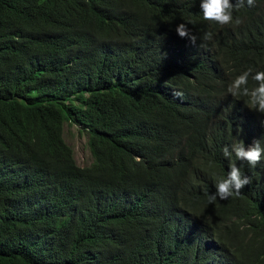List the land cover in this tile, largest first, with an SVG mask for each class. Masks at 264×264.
I'll list each match as a JSON object with an SVG mask.
<instances>
[{
    "label": "trees",
    "instance_id": "1",
    "mask_svg": "<svg viewBox=\"0 0 264 264\" xmlns=\"http://www.w3.org/2000/svg\"><path fill=\"white\" fill-rule=\"evenodd\" d=\"M233 16L207 21L200 0H0V264H264V155L223 156L264 147V116L228 93L264 71V0ZM230 163L251 182L210 204Z\"/></svg>",
    "mask_w": 264,
    "mask_h": 264
},
{
    "label": "clouds",
    "instance_id": "2",
    "mask_svg": "<svg viewBox=\"0 0 264 264\" xmlns=\"http://www.w3.org/2000/svg\"><path fill=\"white\" fill-rule=\"evenodd\" d=\"M248 7L255 6L256 0H246ZM245 6V0H236L233 4L231 0H200V9L203 13V18L207 21L216 22L219 25L236 26L243 23L242 19L233 16L234 8L239 10ZM175 31L181 38H187L193 46H197V36L191 31L186 23H180L176 26ZM211 33H206L204 39L210 40ZM249 77L256 82L252 88L248 87ZM228 93L233 97H248L246 106L264 116V71H257L252 67L243 71L238 75L228 86ZM182 95L181 93H175ZM261 125L264 126V119L261 120ZM242 128L238 126L237 132L240 133ZM235 154L239 161H246L248 165L255 167L261 161L264 155V147L260 140L255 139L251 145L246 146L244 142H233L231 146L223 148V156L230 159ZM251 182L247 175H244L240 167L234 163H230L227 177L216 182V191L208 195V202L214 203L217 198L226 200L229 197L239 195L240 190Z\"/></svg>",
    "mask_w": 264,
    "mask_h": 264
},
{
    "label": "rangeland",
    "instance_id": "3",
    "mask_svg": "<svg viewBox=\"0 0 264 264\" xmlns=\"http://www.w3.org/2000/svg\"><path fill=\"white\" fill-rule=\"evenodd\" d=\"M63 141L71 148L72 157L77 166L88 165L91 162L86 135L72 122H64L61 128Z\"/></svg>",
    "mask_w": 264,
    "mask_h": 264
}]
</instances>
